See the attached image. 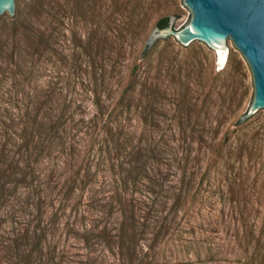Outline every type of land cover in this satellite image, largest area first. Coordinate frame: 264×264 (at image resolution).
<instances>
[{"label":"rangeland","instance_id":"rangeland-1","mask_svg":"<svg viewBox=\"0 0 264 264\" xmlns=\"http://www.w3.org/2000/svg\"><path fill=\"white\" fill-rule=\"evenodd\" d=\"M114 1L107 0L102 14L90 22L79 20L74 13H63L57 53L51 57L48 52L36 62L37 75L33 82L23 83L19 87L11 83L7 85L5 81L0 84L3 87L0 93V170L6 175L14 171L30 173L26 186L9 185L16 190V194L7 205V218H4L1 229L0 264H13L12 253L7 247L13 244L18 234L25 233L28 225L33 227L38 223L35 203L49 190L57 194L56 187L64 181L70 168L67 159L74 165L88 157V148L84 146L90 133L81 120L84 118L88 122L95 115L96 95L102 96L105 104L110 105V101L118 95L117 85L120 82L125 84L128 80V66L139 63L150 68L149 77L159 91L158 115L151 124L139 113L141 107L138 112L133 108L124 126H160L159 138L170 143H176L172 126L174 129L175 126H218L216 122H210V116L213 118L218 114L227 117L223 126H231L220 153H208L205 148L201 169L197 170L199 165L194 167V163L191 164L182 207L177 209L173 206L160 212L155 226L150 229L154 234L147 235L153 241L144 240V253L147 254L144 264H264V166L263 161L251 156L252 149H264V116L241 121L254 96L253 77L247 62L232 44L227 64L218 67L216 53L206 44L184 47L173 37L157 42L148 51V56L141 59L146 41L159 20L169 15L176 16L175 29L180 30L191 21V11L183 0H150L142 9L145 15L141 18L147 22L145 29L134 36L132 29H129L131 14L121 5L124 0H118L117 7ZM31 2L23 0L20 3L23 20L29 17L28 5ZM61 4L65 8L70 7L69 0H61ZM15 21H20L16 14L5 19L0 24V36ZM204 53L207 55L205 62L215 68L216 73L232 71L234 76L223 86L222 79H215L211 75L218 87L212 92V100L207 101L205 94L198 91L199 82L194 75L190 81V100L196 104L195 111L190 115L182 112L180 116L175 99L180 98L176 97L179 85L171 83V75L176 74L185 81L187 72L193 66L183 61L189 56L201 57ZM170 56H177V60L182 61L180 75L177 62L173 67L165 61L162 72H158L159 59ZM233 81L240 82L241 86L235 87L245 94L242 110L235 118L230 117L227 111L234 104ZM47 90L51 91L55 100L54 108L65 106L73 114L74 122L78 124L76 128L85 129L71 134H75L76 143L73 154L68 150L67 157L56 151L50 157L43 156L29 165L27 157H22L24 152L20 153L19 149L29 139L32 128L37 126H24V123L27 114L44 102ZM238 117L239 125H236ZM35 137V142L40 141L38 135ZM74 142L68 140L67 149ZM99 143L97 141L96 150L91 151V156H96L93 166V172H98L96 190L102 191V182L108 178L109 184L113 173L106 151L108 148L104 145L102 152L97 153ZM232 150L233 155L230 154ZM229 160L234 163L233 169H227ZM16 161H19V169L16 168ZM107 190H112L110 185ZM56 208L50 207L43 218L44 224L51 226L52 235L48 245L53 251V264H121L122 259L114 245L110 247L108 243L94 238L92 246L87 248L81 239L69 231L67 220L61 214V220L52 218ZM82 209L86 212L85 222L89 226L95 224L93 220H98L102 222L99 225L101 230L105 224L109 229L114 228V217L102 220L92 215L86 206ZM44 256L45 259L50 256L49 249H45Z\"/></svg>","mask_w":264,"mask_h":264},{"label":"trees","instance_id":"trees-1","mask_svg":"<svg viewBox=\"0 0 264 264\" xmlns=\"http://www.w3.org/2000/svg\"><path fill=\"white\" fill-rule=\"evenodd\" d=\"M149 1L124 0L121 3L122 7L131 14L129 29H132L131 33L134 36H138L145 29L147 22L141 16L145 15L142 9ZM69 2L70 7L65 8L61 0H32L28 5V19L13 22L5 34L0 36V84L5 81L7 85L11 83L19 87L23 83L33 82L37 75L36 62L43 59L48 52L51 57L57 53L63 13L71 12L79 20L90 22L98 18V15L102 14L103 7L107 6V0H69ZM114 4L116 7L119 6L118 0H115ZM170 17L171 15L162 18L156 26L167 27ZM85 50L88 51V48ZM148 51L144 48L141 59L148 56ZM206 60L205 53L201 57H187L183 61L184 64L193 68L187 72L185 81L176 74L171 75V83L179 85L176 97L180 98L175 99L180 116L182 112L190 115L195 111L196 104L190 100L192 92L190 81L194 75L198 78V91L205 94L207 101L212 100V92L217 90L218 86L214 84L216 78L222 79L223 86H226L229 79L234 76L232 71L216 73L215 68H211ZM165 61L173 67L177 62L180 75L183 65L182 61L177 60V56L161 57L157 65V68H160L159 73L162 72ZM149 74L150 68L143 67L142 63L131 64L128 66V80L125 84L120 82L117 85L118 95L110 101V105L105 104L102 96L96 95L95 115L88 122L84 118L81 120L90 133L84 146L85 149L88 148V157L74 165H71L67 159V166L70 168L63 178L64 181L58 185V188L56 187L57 194L54 195L53 190H49L43 197L37 199L35 209L38 213V223L33 227L28 225L25 233L18 234L13 244L7 247L10 254L12 253L13 264L54 263L52 262L54 256L51 255L53 251L51 245H48L52 235L51 226L49 223L44 224L43 218L50 207L56 206L52 218L58 220H61V217L65 218L66 226L70 227L69 231L81 239L87 248L92 246L94 238H99L110 247L113 245L116 247L122 259L121 264L146 262L144 240L153 241V238L147 235L154 234L150 229L155 226L160 212L173 206L177 209L182 207L185 203L184 190L191 164L194 163V167L197 164L199 165L197 170L201 169L200 163L205 148L208 149V153H220L231 127L223 126L227 117L222 114L213 118L210 116V122L212 124L216 122L218 126H175V129L172 126L173 139L176 143H170L159 138L160 126H124L133 108L138 112L141 107L139 113L151 124L157 119L159 91ZM211 75L215 79H211ZM18 79L23 82H18ZM235 85L241 86V84L233 81L231 85L234 104L229 106L227 111L232 118L237 117L245 100V94H241ZM2 91L3 87L0 86V93ZM44 97V102L38 104L41 106L27 114V121L24 123V126H37L32 128L31 133L28 134L29 139L20 145L19 149L20 153L24 152L22 157L24 158V155L27 157L29 165L36 163L43 156L50 157L56 151L60 154L64 153L67 157L68 150L73 154L72 150L76 149L75 134L80 133L84 128H76L78 124L74 122L73 114L65 106L54 108L55 100L50 90L45 92ZM236 125H239V117ZM73 132L75 134L71 136ZM35 135H38L40 141L35 142ZM68 140L74 142L69 149H67ZM97 141L100 142L97 153H101L106 145L112 163L113 177L109 184L108 178H105L101 185L102 191L96 190L99 182L98 172H93L96 156H91V151L96 150ZM252 150L251 156L263 161L264 166L263 147ZM230 154L233 155L234 150L230 151ZM227 163L229 165L227 169L234 168V163L230 160ZM16 164V168L19 169V161H16ZM29 175L28 172L16 171L6 175L0 170V236L5 223L4 218H7V205L16 194V190L9 185L15 183L26 186ZM6 179L8 181H5ZM30 184L33 185L31 182ZM109 185L112 190H107ZM175 196L177 198L174 200ZM84 206L89 208L92 215H97L102 220L114 217V228L109 229L105 224L101 230L99 225L102 222L98 220H93L95 224L89 226L85 222L86 212L82 209ZM45 249H49L50 255L46 259ZM148 249L151 251L150 245Z\"/></svg>","mask_w":264,"mask_h":264},{"label":"water","instance_id":"water-1","mask_svg":"<svg viewBox=\"0 0 264 264\" xmlns=\"http://www.w3.org/2000/svg\"><path fill=\"white\" fill-rule=\"evenodd\" d=\"M23 0H0V24L17 15L23 20L20 3ZM191 11V21L175 29L176 16L168 26H156L150 33L145 49L151 50L160 40L175 38L182 46L206 44L216 53L228 52L234 44L247 62L253 77V100L242 115L246 122L264 116V0H183ZM219 67V66H218Z\"/></svg>","mask_w":264,"mask_h":264},{"label":"bare ground","instance_id":"bare-ground-1","mask_svg":"<svg viewBox=\"0 0 264 264\" xmlns=\"http://www.w3.org/2000/svg\"><path fill=\"white\" fill-rule=\"evenodd\" d=\"M219 62H218V66H225L227 64L228 61V52H219ZM223 70V69H220Z\"/></svg>","mask_w":264,"mask_h":264}]
</instances>
